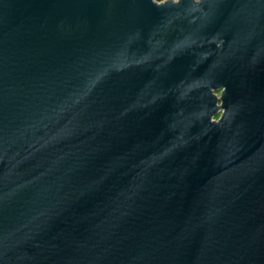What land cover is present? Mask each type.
<instances>
[{"label": "water", "instance_id": "water-1", "mask_svg": "<svg viewBox=\"0 0 264 264\" xmlns=\"http://www.w3.org/2000/svg\"><path fill=\"white\" fill-rule=\"evenodd\" d=\"M0 264H264V0H0Z\"/></svg>", "mask_w": 264, "mask_h": 264}, {"label": "rangeland", "instance_id": "rangeland-1", "mask_svg": "<svg viewBox=\"0 0 264 264\" xmlns=\"http://www.w3.org/2000/svg\"><path fill=\"white\" fill-rule=\"evenodd\" d=\"M158 3H164L168 1H178V0H156Z\"/></svg>", "mask_w": 264, "mask_h": 264}]
</instances>
